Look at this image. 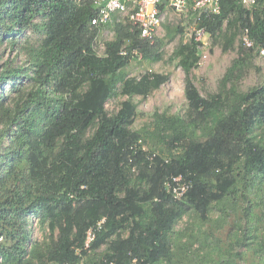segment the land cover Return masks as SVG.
Masks as SVG:
<instances>
[{
  "label": "trees",
  "instance_id": "trees-1",
  "mask_svg": "<svg viewBox=\"0 0 264 264\" xmlns=\"http://www.w3.org/2000/svg\"><path fill=\"white\" fill-rule=\"evenodd\" d=\"M94 15L90 1L0 0V47H14L29 29L44 33L27 50L28 66L0 64V264H264V82L243 92L237 74L251 50L264 49V8L221 0L219 15L193 14L225 51L245 29L254 48L242 42L208 98L192 77L202 43L176 48L188 108L182 117L156 115V135L181 149L168 158L146 154L148 132L132 130V101L113 115L106 109L118 95L147 97L169 80L124 71L137 55L161 61L163 41L115 23L99 56ZM178 176L190 183L181 200L165 187ZM213 210L217 232L238 214L225 241L208 228L188 240L187 230L176 232L190 213L208 227ZM32 215L49 228L42 245H30Z\"/></svg>",
  "mask_w": 264,
  "mask_h": 264
},
{
  "label": "rangeland",
  "instance_id": "rangeland-1",
  "mask_svg": "<svg viewBox=\"0 0 264 264\" xmlns=\"http://www.w3.org/2000/svg\"><path fill=\"white\" fill-rule=\"evenodd\" d=\"M41 20L36 21L37 24ZM197 24L193 19L192 14H177L172 12L167 20L162 24L158 39L163 41V48L161 53L163 59L159 62H150L143 59L141 55L135 56L129 65L124 69L130 78L140 79L144 74L152 72L155 74L168 75L169 80L162 85L158 90L152 91L147 97L118 95L110 99L106 104V109L109 115L117 113L123 102L132 101L136 107V117L132 130L140 131L145 130L148 132L147 143H142L143 149L148 156L153 154L164 156L168 158L171 154L178 153L181 149L173 142L172 146L167 139L163 140L157 136V120L156 115L166 116H185L187 112V100L185 97V74L181 67L178 66L177 60H172L173 53L180 44L188 43L195 37ZM180 27L184 30L183 33L174 35L176 28ZM226 27V26H225ZM168 29H171L170 32ZM171 33V34H170ZM114 32L109 27L100 29L95 40V49L99 56L105 54L106 43L114 39ZM173 37V38H172ZM44 33L40 30L29 29L23 36L19 38V43L14 47L5 43L0 47V64L8 61L13 65L28 66L30 64L27 50L30 48L40 46ZM242 36H239L235 46L232 49L225 51L223 49V41L215 43L211 35H206L201 45V59L197 69L192 73L195 85L199 89L201 95L208 98L210 95L219 92L221 81L232 67L235 60L241 57L240 45L242 44ZM262 49L254 48L248 56V61L243 65L241 70L237 71L240 75L238 80V87L240 91L247 92L250 89L258 86L264 82V54L261 53ZM243 56V55H242ZM133 172L137 174V169L134 167ZM237 215L229 217L228 221L224 224L223 230H218L216 221L220 217V213L213 210L211 213V223L209 226H203L195 214L186 215L176 225V232L181 233L187 230V237L195 231L198 235L208 228V233H217L220 239L225 241V236L234 226V220ZM28 230L31 234L30 245H42L50 236V231L47 224H42L39 216L32 215L28 218ZM200 238H203L201 235ZM179 241L184 240L182 237ZM224 244V242H223ZM198 245H196L197 248ZM105 247H102L99 252H104Z\"/></svg>",
  "mask_w": 264,
  "mask_h": 264
},
{
  "label": "built area",
  "instance_id": "built-area-1",
  "mask_svg": "<svg viewBox=\"0 0 264 264\" xmlns=\"http://www.w3.org/2000/svg\"><path fill=\"white\" fill-rule=\"evenodd\" d=\"M90 1L95 15L91 26L103 29L115 23H132L141 39L154 43L158 39L159 30L172 12L177 14H198L201 16H217L221 12V0H77ZM242 8L252 12L258 6L264 8V0H235ZM208 33L205 29H197L195 40L201 42ZM246 48H254L248 29L242 35ZM202 43V42H201ZM264 54V49L261 50ZM166 189L176 200L187 194L190 183L184 182L183 176L173 177L165 183ZM89 235L88 243L93 239Z\"/></svg>",
  "mask_w": 264,
  "mask_h": 264
}]
</instances>
